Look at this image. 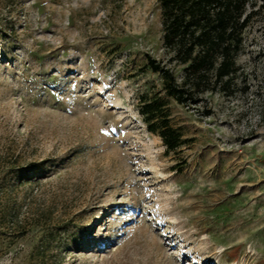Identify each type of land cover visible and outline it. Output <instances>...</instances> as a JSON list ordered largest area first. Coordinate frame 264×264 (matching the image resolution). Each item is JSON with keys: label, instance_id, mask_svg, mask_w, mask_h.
Returning a JSON list of instances; mask_svg holds the SVG:
<instances>
[{"label": "rangeland", "instance_id": "374dc122", "mask_svg": "<svg viewBox=\"0 0 264 264\" xmlns=\"http://www.w3.org/2000/svg\"><path fill=\"white\" fill-rule=\"evenodd\" d=\"M252 2L232 95L183 107L145 68L165 59L157 0H0V264H264ZM157 94L174 152L139 113Z\"/></svg>", "mask_w": 264, "mask_h": 264}, {"label": "trees", "instance_id": "16d2710c", "mask_svg": "<svg viewBox=\"0 0 264 264\" xmlns=\"http://www.w3.org/2000/svg\"><path fill=\"white\" fill-rule=\"evenodd\" d=\"M161 11L164 61L146 56L145 68L156 75L163 95L183 107H197L205 94L231 96L240 53L251 19L252 0H157ZM264 4V0H261ZM180 67L177 78L173 70ZM146 129L162 140L166 153L187 143L169 126L159 94L142 97Z\"/></svg>", "mask_w": 264, "mask_h": 264}]
</instances>
